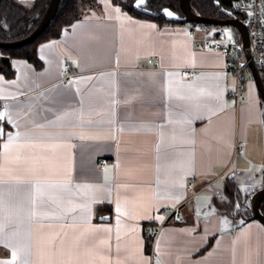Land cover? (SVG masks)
<instances>
[{
    "label": "crops",
    "instance_id": "crops-1",
    "mask_svg": "<svg viewBox=\"0 0 264 264\" xmlns=\"http://www.w3.org/2000/svg\"><path fill=\"white\" fill-rule=\"evenodd\" d=\"M96 1L38 43L39 66L0 73V264H264V225L217 204L227 182L245 202L264 186L251 70L236 102L225 55L189 22Z\"/></svg>",
    "mask_w": 264,
    "mask_h": 264
},
{
    "label": "trees",
    "instance_id": "trees-1",
    "mask_svg": "<svg viewBox=\"0 0 264 264\" xmlns=\"http://www.w3.org/2000/svg\"><path fill=\"white\" fill-rule=\"evenodd\" d=\"M50 0H34L31 7L27 8L22 3L15 0H0V42H10L21 39L29 35L39 24L43 14L46 11ZM119 3L123 8L134 14L149 17L157 20H165L160 15H148L142 13L133 7L134 0H113ZM221 5L234 11V2L232 0H220ZM193 10L205 17L224 18L226 15L215 5L213 0H190ZM168 4L173 9H180L179 0H148L147 7L157 10L161 6ZM98 7L96 0H60L56 13L45 30L33 41L18 47H0V73L11 75V58H25L35 66L40 65L37 57L36 47L38 43L44 40L56 38L61 34L62 28L80 19L89 8ZM261 76V75H260ZM264 84V78L261 76ZM225 193L232 202L235 199H243L237 193L234 183L227 182ZM248 204V203H246ZM260 211L264 214V199L259 205ZM243 217H250L248 206L244 207ZM152 236H148L146 247L151 246Z\"/></svg>",
    "mask_w": 264,
    "mask_h": 264
},
{
    "label": "built area",
    "instance_id": "built-area-1",
    "mask_svg": "<svg viewBox=\"0 0 264 264\" xmlns=\"http://www.w3.org/2000/svg\"><path fill=\"white\" fill-rule=\"evenodd\" d=\"M234 11V16L241 20L248 32V55L244 51L240 32L233 25L189 22L187 34L204 49L220 51L225 55L226 62L223 69L232 73L236 78L235 89L229 94L238 102L244 98L242 89L245 83V73L250 71L251 63L256 67L259 76L264 78V0H236ZM148 63L155 67L158 65L157 61L152 58L148 59ZM62 73L61 80L65 82L71 81L75 76L68 63L63 65ZM180 74L184 77H190L192 70L183 68L180 69ZM1 108L2 104L0 103ZM234 152H243L242 141H236ZM105 162V158L99 160V164ZM164 212V220L170 218L175 221L183 220L176 212V208L166 209Z\"/></svg>",
    "mask_w": 264,
    "mask_h": 264
},
{
    "label": "water",
    "instance_id": "water-1",
    "mask_svg": "<svg viewBox=\"0 0 264 264\" xmlns=\"http://www.w3.org/2000/svg\"><path fill=\"white\" fill-rule=\"evenodd\" d=\"M215 5L219 6L223 13L226 15L224 18L216 17H205L196 13L190 3V0H179L180 9H173L168 4L161 6L157 10H152L147 7L148 0H144L143 3H139V0H134L133 7L140 12L149 15H160L162 14L168 21H182V22H205L215 25H233L238 28L244 47V51L248 55V32L246 27L243 25L241 20L234 16L233 12L229 9L224 8L221 5L220 0H213ZM60 0H50L45 13L42 16L37 27L26 37L21 39L10 41V42H0V47H18L33 41L37 36H39L45 28L48 26L50 21L53 19L56 10L58 8ZM171 12L172 15L169 16L167 13ZM250 70L252 72L255 83L258 87L261 99L264 104V84L261 77L258 74L256 67L251 63ZM264 199V186L256 189L250 195V213L251 217L258 219L264 225V214L260 211L259 205ZM108 216L104 215L101 220H107Z\"/></svg>",
    "mask_w": 264,
    "mask_h": 264
},
{
    "label": "rangeland",
    "instance_id": "rangeland-1",
    "mask_svg": "<svg viewBox=\"0 0 264 264\" xmlns=\"http://www.w3.org/2000/svg\"><path fill=\"white\" fill-rule=\"evenodd\" d=\"M16 1L19 3H22L27 8L31 7L33 2H34V0H16ZM194 11L196 13H198L196 10H194ZM245 75L247 77L249 75L248 72H246ZM223 200H225V201H222V199L218 200L217 204L221 205L222 209L226 210L228 213L233 214V215L234 214H236V215L242 214L244 207L248 206L249 214L251 215V213H250V198H249L248 202H245L246 201L245 199H240V198L235 199L232 202L229 199H223ZM246 203H248V204L246 205Z\"/></svg>",
    "mask_w": 264,
    "mask_h": 264
},
{
    "label": "snow or ice",
    "instance_id": "snow-or-ice-1",
    "mask_svg": "<svg viewBox=\"0 0 264 264\" xmlns=\"http://www.w3.org/2000/svg\"><path fill=\"white\" fill-rule=\"evenodd\" d=\"M143 2H144V0H139V3H143ZM115 11H117V12H118V11H119V9H116ZM167 14H168L169 16H171V15H172V13H171V12H168ZM0 132H2V130H0ZM11 140H12V137H11V136H9V141L11 142ZM8 147H9V145H8V144H5V145H4V148H5V149H7ZM117 210H119V208H118Z\"/></svg>",
    "mask_w": 264,
    "mask_h": 264
}]
</instances>
